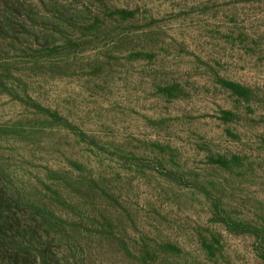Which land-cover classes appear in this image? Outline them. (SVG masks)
<instances>
[{
	"label": "rangeland",
	"instance_id": "1",
	"mask_svg": "<svg viewBox=\"0 0 264 264\" xmlns=\"http://www.w3.org/2000/svg\"><path fill=\"white\" fill-rule=\"evenodd\" d=\"M0 264H264V0H0Z\"/></svg>",
	"mask_w": 264,
	"mask_h": 264
}]
</instances>
